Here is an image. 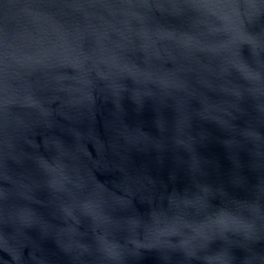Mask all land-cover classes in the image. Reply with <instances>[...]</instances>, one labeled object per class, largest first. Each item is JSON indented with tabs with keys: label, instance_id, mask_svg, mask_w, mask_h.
<instances>
[{
	"label": "water",
	"instance_id": "95a60500",
	"mask_svg": "<svg viewBox=\"0 0 264 264\" xmlns=\"http://www.w3.org/2000/svg\"><path fill=\"white\" fill-rule=\"evenodd\" d=\"M0 264H264V0H0Z\"/></svg>",
	"mask_w": 264,
	"mask_h": 264
}]
</instances>
